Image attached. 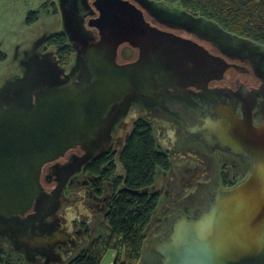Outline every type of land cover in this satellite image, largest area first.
<instances>
[{
	"label": "water",
	"instance_id": "water-1",
	"mask_svg": "<svg viewBox=\"0 0 264 264\" xmlns=\"http://www.w3.org/2000/svg\"><path fill=\"white\" fill-rule=\"evenodd\" d=\"M92 3L98 16L89 26L99 38L85 46L78 39L84 72L60 76L59 81L46 75L28 83L27 93H0L1 220H25L32 210L37 211L43 197L53 198L60 190V173L87 156L129 98L153 97L169 88L206 87L222 80L232 68L238 70L229 77L237 73L242 80L245 73L239 68L252 70L248 63H230L191 36L153 25L132 0ZM123 46L137 49L138 58L121 63ZM122 55H131V50L125 48ZM45 58L61 68L53 56ZM248 75L258 87L252 72ZM233 106L216 107L221 121L209 130L228 124L234 118ZM246 116L251 119V112ZM254 131L251 142L243 144L255 159L254 170L237 186L217 188L216 202L201 220L177 218L174 241L159 244L155 240L152 247L162 254L161 264H264V131ZM233 134L225 131L221 136L227 140ZM77 148L84 155L78 152L48 168V181L56 180L57 185L43 193L45 166ZM28 239L26 234L18 237L25 245Z\"/></svg>",
	"mask_w": 264,
	"mask_h": 264
},
{
	"label": "rangeland",
	"instance_id": "rangeland-1",
	"mask_svg": "<svg viewBox=\"0 0 264 264\" xmlns=\"http://www.w3.org/2000/svg\"><path fill=\"white\" fill-rule=\"evenodd\" d=\"M132 1L137 3L149 18L152 17L157 22L154 24L160 28L191 36L206 44L210 50L226 57V54L238 56L250 52L252 57L257 54V63L253 67L261 69L264 66V59L259 57L264 55L263 46L225 33L215 23L195 17L177 5L149 0ZM44 3H47L46 8H42ZM91 3L92 0H0V53L6 56L5 60H0V93L4 94L9 91L27 93L28 83H35L46 75L53 81H59L60 76L66 77L75 71L84 72V57L78 39L85 46L92 37L90 36L91 32L86 29V17L93 12ZM33 11L40 12L39 20L28 26L26 19L28 14ZM56 34L67 35L70 43L77 50L71 64L66 68L53 66L47 58L42 60L44 56H48L49 59L55 56L54 48L46 50L45 41L48 37ZM227 58L230 61L242 63L236 58L234 60ZM45 66L50 67V72L45 70ZM249 66L252 68L251 65ZM47 72L48 74H46ZM261 74L264 76V67ZM237 76L241 79L240 75ZM242 80L244 84H239V88L243 89L242 91L251 99L253 98L252 100L257 105L256 110L261 109L264 112V87L261 90L255 89L258 87L254 85L253 78L246 74H243ZM247 82L250 86L251 84L255 86L252 92L248 89L249 86H245ZM232 103L225 102L222 104L226 106ZM138 117L137 109L127 111L125 107L123 111L119 112L98 142L89 147L87 156L60 173L62 181L59 192L53 198L43 197L38 204L37 211L30 214L27 219L15 218L12 221L0 219V249L11 259L12 264H52L54 261L61 262V254L63 253H74L70 256V259H73L82 251H91L100 255V264H112L116 258L124 260L125 251L121 242L113 236L104 219L113 194L112 185L106 184L104 196L102 198L96 197L91 192L88 176L83 172V169L93 158L110 148H114L119 153L117 156V174L124 175V168L119 155L125 137L131 132L132 125ZM206 171L209 172L205 169L195 181H191L187 173L185 178L184 174L180 172L166 176H164L163 171L158 173L156 184L147 191L159 192L162 198L148 229L144 257L140 264H161L163 257L152 246L155 240L162 243L164 240L172 239L174 223L177 224L178 222L176 221L177 218L183 216L201 218L204 212L195 216L189 206L192 200L198 203V199H200L199 195L194 196L195 199L191 198V195L196 193L200 184L207 181ZM220 172L221 167L210 170L212 176L216 178ZM250 173L248 170L232 171L231 179L234 176L237 179L234 186L243 182ZM203 174L206 175L202 176ZM206 190L207 192L211 191V195L200 206H204L202 210H205V213L215 204L216 198L214 197L218 189L211 186ZM202 191L205 192V190ZM67 209H70L69 218H71V222L65 221L64 225L73 224L74 231L71 233H68L66 228H63L64 225L61 224V222L63 223L61 219H64L62 217L66 215ZM74 216H80V218ZM85 221H88L89 237L85 236V227L82 225ZM55 232L66 233L69 237L67 243L62 245L59 243L54 246L48 243L44 246L47 248H34L30 252L28 247L22 243L23 241H18L20 234L35 237L45 234L51 235ZM107 247L114 250L110 249L105 252Z\"/></svg>",
	"mask_w": 264,
	"mask_h": 264
},
{
	"label": "flooded vegetation",
	"instance_id": "flooded-vegetation-1",
	"mask_svg": "<svg viewBox=\"0 0 264 264\" xmlns=\"http://www.w3.org/2000/svg\"><path fill=\"white\" fill-rule=\"evenodd\" d=\"M94 1L95 0H92V2ZM91 8L93 12L89 13L86 17V19H88V27L86 29L88 32H91L90 36H92L90 38V43L99 38L98 31L89 26V22L98 16V12L94 8L93 3H91ZM145 14L149 22L153 25L154 23H157L152 19L151 15V18H149L146 12ZM199 43L202 44L201 42ZM125 48L131 50V55H127L124 58L122 57V54ZM138 54L137 49L130 46H123L120 49L119 61L121 63L135 61L138 58ZM226 55L232 60L236 58L242 63H248L252 66V70L248 67H244L243 69L239 68V71L246 75L252 71L255 73L253 74L256 76L255 83H258V88H255L252 84L250 86L248 82L245 84V86H249L248 89L251 92L254 88L261 90L264 87V76L261 74V70L264 66L261 69L253 67L257 63V54L253 55L255 57H252L250 52L238 56H234V54ZM221 56L226 58L230 63L234 62L230 61L224 55ZM259 57L264 59V55H260ZM54 58L57 59L56 53ZM236 70L238 69L232 68L228 70L222 80L213 81L206 87L189 86L181 87L179 89L169 88L153 97H132L124 102L126 103L127 111L138 110L139 117L137 120L143 119L154 127L158 145L162 148L164 153H166L169 159V170L164 172V176L172 175L171 173L174 172H180L184 174L185 178L187 173L190 180L195 181L201 176L205 169L209 170V172L206 171V174L208 175L207 181L200 184L196 193L191 195V198L195 199L194 196L196 195H199L200 198L198 199V203H196L195 200L190 202L191 205L189 208H192L193 211L191 212H193L195 216L201 215V213L205 212V210H202L204 209V206H200L201 203L207 201L211 195V191L207 192L206 190L208 187L211 188V186H214L220 189L234 187L237 179L236 176L231 179L232 171L248 170L252 172L255 167L254 157L243 147V144H246L248 141L251 142V138L255 136L254 130L264 131V112L261 109L256 110L257 105L252 100L253 98L251 99L249 95L242 91L243 89L239 88L238 85L244 84V82L239 79L237 73L234 76L229 77V74L231 72H236ZM225 102H233L234 118H231L232 120L230 119V121H228L229 123L225 126L209 130V126L221 121V117L216 113L215 109ZM248 111L251 112V119L246 116ZM136 121H134L132 129ZM223 131L230 134L234 132L235 135H229L227 140H225L221 136V134L224 133ZM248 135L250 136V139H247ZM80 149L82 148L71 150L65 157L45 166L42 175V184L44 187L43 193L51 192L52 188L57 185L56 180L48 181V168L61 163L62 161L65 162L71 155L78 153ZM215 167H221V172L217 178L215 176L213 177L210 173V170H214ZM206 174H203L202 176H205ZM171 178L174 180L173 177ZM247 178L248 176L246 179ZM201 189L205 190L206 193ZM220 189H218V191ZM34 210H32L26 217L33 213ZM62 218L64 219H61L63 221L61 224L64 225L67 220L64 216ZM87 222L88 221L82 223L85 227V233L86 228H88ZM63 228H66L68 233L74 231V227L69 223L65 224ZM29 238L30 239H28V243L25 246L35 247L36 249L44 248L48 243L51 246L59 243H61V245L67 243V238L62 237V233L60 232ZM33 250L34 248L29 251L31 252ZM160 255L162 254L160 253ZM71 260L72 259H70V261ZM70 261L67 263L61 262V264H69Z\"/></svg>",
	"mask_w": 264,
	"mask_h": 264
},
{
	"label": "trees",
	"instance_id": "trees-1",
	"mask_svg": "<svg viewBox=\"0 0 264 264\" xmlns=\"http://www.w3.org/2000/svg\"><path fill=\"white\" fill-rule=\"evenodd\" d=\"M177 5L187 13L215 23L222 31L236 38L264 47V0H149ZM47 3L42 5L46 8ZM39 11L30 12L26 24L39 20ZM46 50L54 48L60 66L71 64L75 47L65 34H56L45 41ZM6 56L0 53V60ZM78 152L82 154L80 149ZM118 152L114 148L102 152L88 162L83 172L88 176L91 192L102 198L106 184H111L113 194L104 216L113 236L121 242L124 260L116 258L112 264H140L150 225L161 202V194L149 192L160 171L169 170V159L158 145L154 127L143 119L135 122L125 137L120 152L124 175L117 174ZM85 236L89 237L86 228ZM114 250L107 247V250ZM101 256L82 251L69 264H100ZM0 264H12L0 249Z\"/></svg>",
	"mask_w": 264,
	"mask_h": 264
},
{
	"label": "built area",
	"instance_id": "built-area-1",
	"mask_svg": "<svg viewBox=\"0 0 264 264\" xmlns=\"http://www.w3.org/2000/svg\"><path fill=\"white\" fill-rule=\"evenodd\" d=\"M69 211H70V209H67L66 210V215H64V217L67 219L68 222H71V218H69L71 214L69 213ZM74 217L75 218H80V216L79 217L74 216ZM71 226H73V224H71ZM71 231H72V228H71ZM68 254H69V256H67ZM72 255H73L72 252H71V254L70 253H67V254L66 253H63V254H61V262L67 263L68 261H70L69 259H70V256H72ZM61 262H59V261L52 262V264H61Z\"/></svg>",
	"mask_w": 264,
	"mask_h": 264
},
{
	"label": "bare ground",
	"instance_id": "bare-ground-1",
	"mask_svg": "<svg viewBox=\"0 0 264 264\" xmlns=\"http://www.w3.org/2000/svg\"><path fill=\"white\" fill-rule=\"evenodd\" d=\"M213 125V124H212ZM212 208V207H211ZM207 214H209V211L208 212H206ZM202 217V216H201ZM198 220H201V218L200 219H198ZM178 223V222H177ZM169 241H174V239H171V240H169ZM161 242H159V244H160ZM160 252V251H159Z\"/></svg>",
	"mask_w": 264,
	"mask_h": 264
}]
</instances>
